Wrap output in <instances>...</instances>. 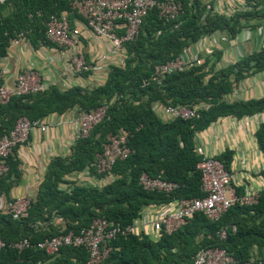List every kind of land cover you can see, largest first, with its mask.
Returning a JSON list of instances; mask_svg holds the SVG:
<instances>
[{
	"label": "trees",
	"instance_id": "trees-1",
	"mask_svg": "<svg viewBox=\"0 0 264 264\" xmlns=\"http://www.w3.org/2000/svg\"><path fill=\"white\" fill-rule=\"evenodd\" d=\"M71 1L0 3V56L5 55L11 40L20 32L26 33L33 46L52 43L45 38V23L51 15L62 12L79 16L71 10ZM179 1L183 11L172 20L160 18L156 8L148 11L137 38L124 44V64L110 65L104 83L65 89L49 85L36 93L11 96L0 104V135L23 115L35 120L72 108L89 111L107 105L105 116L91 132L71 145L69 156H57L49 162L25 215L14 217L0 209V238L5 241L0 264H85L88 254L82 247L61 246L56 253L47 255L35 247L18 250L12 244L23 238L35 243L61 232H76L97 217L127 224L149 204L203 196L201 175L196 168L200 158L195 151L196 133L219 117L264 112V97L233 102L225 98L244 76L264 69V45L223 68L214 70V61L207 58L164 74L159 83L151 78L156 64L172 59L206 35L221 31L233 38L245 27L264 24V0H243L244 8L229 15L214 11L211 3L202 0ZM209 55L215 61L220 57L214 50ZM88 73L90 70L80 74ZM155 102L189 106L206 103L207 107L199 109L197 117L164 121L153 109ZM122 131L128 135L130 153L117 159L109 172L96 173L98 177H108L107 183L91 186L73 182L67 188L59 187L64 175L82 171L93 161L108 133ZM256 138L262 148L264 121ZM217 157L229 169L231 151L226 149ZM5 162L8 169L0 177V196L7 195L20 177L16 155L8 156ZM142 172L175 181L179 187L169 194L145 190L138 182ZM222 227L227 228L223 240L216 235ZM110 245L108 256L99 264H191L199 249L209 246L223 247L236 264H264V187L256 203H236L216 221L195 213L184 225L157 239L146 235L118 236Z\"/></svg>",
	"mask_w": 264,
	"mask_h": 264
},
{
	"label": "built area",
	"instance_id": "built-area-1",
	"mask_svg": "<svg viewBox=\"0 0 264 264\" xmlns=\"http://www.w3.org/2000/svg\"><path fill=\"white\" fill-rule=\"evenodd\" d=\"M5 1L7 0H0V3ZM70 8L83 19L86 27L96 37L109 41L110 52H118L126 42L137 38L143 18L150 9L156 8L158 16L163 20H172L183 11L179 0H72ZM78 35L79 30L71 27L67 12L51 15L45 23V38L58 47L68 50V63L75 72L96 69L98 65L88 64L77 49ZM26 39H28L26 33L20 32L11 41ZM206 48H208L207 54L213 51L209 47ZM106 58L107 54L99 55L96 63ZM201 62V60L187 61L179 53L164 63L156 64L151 78L159 83L164 74L183 70ZM146 81L143 80V83ZM47 87L38 70L33 67L20 69L12 85L3 81V73L0 70V104L6 103L11 96L36 93ZM106 108L107 105L102 104L89 111H80L75 139L87 136L105 116ZM153 109L162 119L185 120L197 117L201 107L197 104L165 105L155 102ZM35 128L46 132L48 124L43 119L30 120L23 115L17 118L14 126L7 133L0 135V177L8 169L5 158L13 156L16 148L27 142L31 131ZM127 140L128 135L124 131L108 133L101 151L95 154L93 161L86 166V170L94 169L97 174L109 172L117 159L125 158L130 153L126 145ZM261 150L264 157V145ZM195 151L200 157L196 168L200 171V189L204 193L203 196L149 204L141 209L132 222L127 224L97 217L88 226L76 232H61L35 243L23 238L14 242L12 246L18 250L35 247L43 250L47 255L56 253L61 246L82 247L88 254L85 264H99L108 256L111 250L110 242L118 236L146 235L157 239L162 233L170 234L184 225L195 213H201L207 219L216 221L236 203L250 205L257 202L260 190H244L243 194H239L236 187L232 185L231 171L217 156L207 154L202 148H195ZM138 182L145 190L159 191L164 194H169L179 187L175 181L166 180L160 175L149 176L146 172L140 174ZM31 198V196H18L5 200L0 198V209L11 213L14 217L23 216L28 210ZM232 229L235 227L232 226ZM216 235L219 239H225L227 228L218 229ZM4 246L5 241L0 238V250ZM191 264H236V260L223 247L209 246L200 248Z\"/></svg>",
	"mask_w": 264,
	"mask_h": 264
},
{
	"label": "crops",
	"instance_id": "crops-1",
	"mask_svg": "<svg viewBox=\"0 0 264 264\" xmlns=\"http://www.w3.org/2000/svg\"><path fill=\"white\" fill-rule=\"evenodd\" d=\"M204 3L210 0H202ZM213 10L222 14H231L244 8L243 0H212ZM71 27L79 30L78 47L86 62L97 64L96 69L82 75L73 70L68 63V50L54 43H38L33 46L30 39L11 41L6 53L0 56V70L3 81L12 85L16 73L24 67H33L40 73L44 82L65 89L73 85L93 87L104 83L109 66H122L126 58V49L110 52L109 41L96 37L84 24L80 16L69 15ZM121 32V30H119ZM264 45V24L254 28H243L233 38L218 31L206 35L192 43L181 52L187 60L209 58L215 63L214 70L234 63L258 50ZM209 47L220 57L215 61L214 56L207 54ZM107 54V58L96 63L97 57ZM264 97V69L257 73L246 75L238 81L237 86L225 98L229 102ZM201 108L206 103L197 104ZM80 110L72 108L62 114L52 113L42 118L48 124V130L43 132L38 128L31 131L26 143L18 146L15 155L19 159L20 177L12 185L7 195L2 194V200L18 197H34L38 186L43 180L49 162L57 156L70 155V147L75 142L77 119ZM157 114V113H156ZM158 115V114H157ZM162 119L160 116H158ZM169 121L168 118L162 119ZM264 121V112L241 117L223 116L211 122L205 129L198 131L195 136V148H202L207 154L219 156L226 149L231 151L229 170L232 185L243 194L244 190H261L264 187V169L262 148L258 145L256 131ZM92 170L71 172L63 176L60 188H67L73 182L91 186H102L108 182V177H98Z\"/></svg>",
	"mask_w": 264,
	"mask_h": 264
},
{
	"label": "rangeland",
	"instance_id": "rangeland-1",
	"mask_svg": "<svg viewBox=\"0 0 264 264\" xmlns=\"http://www.w3.org/2000/svg\"><path fill=\"white\" fill-rule=\"evenodd\" d=\"M209 2H211V3L213 4L212 0H210V1L206 2V3H209ZM91 172H92V171H91ZM94 173L96 174V172H95V171H94Z\"/></svg>",
	"mask_w": 264,
	"mask_h": 264
}]
</instances>
